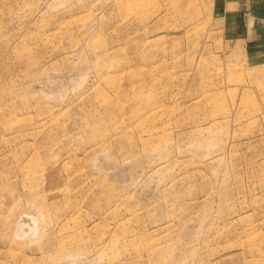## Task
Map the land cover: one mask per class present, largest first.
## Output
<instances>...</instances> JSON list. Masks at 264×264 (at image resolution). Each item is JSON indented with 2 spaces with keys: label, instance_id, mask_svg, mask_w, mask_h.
Segmentation results:
<instances>
[{
  "label": "rangeland",
  "instance_id": "374dc122",
  "mask_svg": "<svg viewBox=\"0 0 264 264\" xmlns=\"http://www.w3.org/2000/svg\"><path fill=\"white\" fill-rule=\"evenodd\" d=\"M219 4L0 0V264H264V33Z\"/></svg>",
  "mask_w": 264,
  "mask_h": 264
},
{
  "label": "crops",
  "instance_id": "0c3cea01",
  "mask_svg": "<svg viewBox=\"0 0 264 264\" xmlns=\"http://www.w3.org/2000/svg\"><path fill=\"white\" fill-rule=\"evenodd\" d=\"M219 5L231 29L244 28L246 36L264 33V0H220Z\"/></svg>",
  "mask_w": 264,
  "mask_h": 264
}]
</instances>
